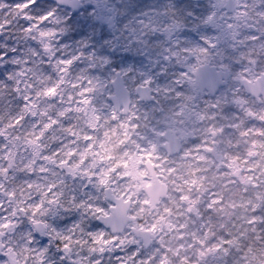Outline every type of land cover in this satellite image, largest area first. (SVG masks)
Returning a JSON list of instances; mask_svg holds the SVG:
<instances>
[{"label":"rangeland","instance_id":"374dc122","mask_svg":"<svg viewBox=\"0 0 264 264\" xmlns=\"http://www.w3.org/2000/svg\"><path fill=\"white\" fill-rule=\"evenodd\" d=\"M136 2L155 5L154 13L165 0ZM173 2L167 16L133 24L113 14L105 22L119 42L114 59L132 58L116 71L99 48L58 47L65 29L55 17L50 35L40 36L43 27L20 34L21 19L7 9L0 15V41L23 54L11 81L0 82V230L7 234L0 264H172L197 242L217 250L264 228V98L242 88L264 72V0H234L233 12L227 0ZM30 35L39 53L30 54ZM203 63L231 74L214 97L194 85ZM116 72L132 93L148 85L156 101L133 94L130 115L117 112L109 100ZM168 129L183 138L178 155L163 147ZM148 161L170 189L155 210L143 191ZM101 165V184L120 168L116 179H131L118 189L136 217L124 240L93 227L98 197L76 183ZM141 231L151 235L150 247Z\"/></svg>","mask_w":264,"mask_h":264},{"label":"snow or ice","instance_id":"6c2138e0","mask_svg":"<svg viewBox=\"0 0 264 264\" xmlns=\"http://www.w3.org/2000/svg\"><path fill=\"white\" fill-rule=\"evenodd\" d=\"M175 8V3L171 5L165 3L155 12L149 9L155 8L153 4H138L136 0H75L73 3H57L56 0H0V15L4 10H8V15L16 16L23 21L18 25L17 31L32 33L34 27H43L39 32L40 36L50 35L47 32L48 22L55 17L58 21L57 27L63 26L65 31L60 34L61 38L55 41L58 47H70L69 41L78 46L80 50L90 51L99 48L100 52L109 58L110 67L113 71L119 69L126 61L132 59L128 54H123L120 60L114 59L116 52L111 50L113 43H119L111 39L112 33L105 30V22L113 15H123L131 20L133 24L143 23L149 17L167 16L166 9ZM31 9V11H28ZM164 9V11H162ZM192 13H188L191 15ZM123 30L127 31V25ZM0 35H3L0 32ZM158 43L155 47H160L163 43L159 36L153 37ZM31 41L28 45L29 52L39 53L40 47L34 35L27 37ZM126 46L120 45L121 48ZM17 56H23L19 48L9 44L7 41H0V82L11 81L13 72L19 65Z\"/></svg>","mask_w":264,"mask_h":264},{"label":"water","instance_id":"95a60500","mask_svg":"<svg viewBox=\"0 0 264 264\" xmlns=\"http://www.w3.org/2000/svg\"><path fill=\"white\" fill-rule=\"evenodd\" d=\"M57 3H73L75 0H56ZM234 1L228 0L225 8L228 12L234 10ZM194 85L201 91H207L210 96H215L218 90L224 86L230 77L227 71L218 69L216 66L209 63H204L196 67L194 71ZM113 87V95L110 96V101L114 104L117 111L123 108V114L129 113L131 104V92L125 86L123 77L120 72H117L115 78L111 81ZM244 91L254 98L264 97V73L256 77L254 80H245L243 84ZM141 101H154V96L148 86L138 85L135 88ZM162 137L166 140L164 149L169 156L178 154L181 151L182 144L180 138L172 131H166ZM147 170L150 175V184L143 187V191L149 199V208L154 210L161 200L167 199L169 190L164 182H162L155 172L153 164L147 163ZM125 199V198H124ZM126 200L123 210L115 216L107 218L108 229L111 233L121 235L124 233L126 226L135 220V217L130 214L131 201ZM141 238L146 246L151 245V236L146 231H141ZM6 234L0 231V257L5 255V244L3 243Z\"/></svg>","mask_w":264,"mask_h":264},{"label":"trees","instance_id":"16d2710c","mask_svg":"<svg viewBox=\"0 0 264 264\" xmlns=\"http://www.w3.org/2000/svg\"><path fill=\"white\" fill-rule=\"evenodd\" d=\"M215 215H213L214 220L212 221L213 228L217 226L215 217L222 218V212L218 211ZM124 238L125 236L122 235L121 239L124 240ZM214 246L205 249V246L197 242L189 247L184 255L178 256L174 260L171 259L172 264H242L244 262L242 258L248 255L255 257L248 264H264V228L260 233L249 235L247 239L242 238L241 241H236V243L227 239V241H223L222 246L217 250L214 249Z\"/></svg>","mask_w":264,"mask_h":264},{"label":"clouds","instance_id":"9594fccd","mask_svg":"<svg viewBox=\"0 0 264 264\" xmlns=\"http://www.w3.org/2000/svg\"><path fill=\"white\" fill-rule=\"evenodd\" d=\"M181 71L182 75L187 76V72ZM104 166H98L97 170H94V177H81L76 179V183L83 182L88 191L92 192L93 195L97 196L96 206L101 209V213L94 214L95 219L92 221L94 228H101L108 230L107 218L110 216L118 215L124 208L126 200L123 197L122 192H118L124 184L131 183L130 178L121 177V179H116L125 170L123 168L117 169L111 176V181L108 185L100 183L99 171L102 170ZM75 179V178H74ZM115 185V186H113ZM124 191H127L126 189ZM131 193H129V197ZM67 222V221H65Z\"/></svg>","mask_w":264,"mask_h":264},{"label":"flooded vegetation","instance_id":"af4514ba","mask_svg":"<svg viewBox=\"0 0 264 264\" xmlns=\"http://www.w3.org/2000/svg\"><path fill=\"white\" fill-rule=\"evenodd\" d=\"M228 84V83H227ZM226 84V85H227ZM225 85V86H226ZM200 91V90H199ZM202 92V91H201ZM133 99H134V96L132 97V99H131V104H130V107H129V113L128 114H123V108L121 109V110H119V111H117V112H120L122 115H124V116H127V115H130V113H131V106H132V103H133ZM138 99L140 100V98L138 97ZM141 101V100H140ZM156 101V96L154 95V101L153 102H155ZM145 103H148V102H145ZM151 103V102H150ZM172 131L173 133H175L179 138H180V140H181V144H182V148H181V151H180V153L183 151V149H184V147H185V145H184V141H183V138L181 137V135H179L178 133H176V132H174L173 130H171V129H168L167 131ZM179 153V154H180ZM6 245V244H5ZM6 248H7V245H6Z\"/></svg>","mask_w":264,"mask_h":264}]
</instances>
